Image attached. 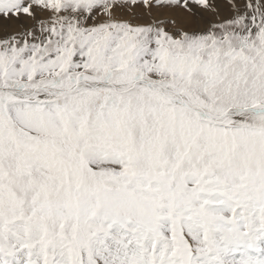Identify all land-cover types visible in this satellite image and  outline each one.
<instances>
[{
    "label": "snow or ice",
    "instance_id": "snow-or-ice-1",
    "mask_svg": "<svg viewBox=\"0 0 264 264\" xmlns=\"http://www.w3.org/2000/svg\"><path fill=\"white\" fill-rule=\"evenodd\" d=\"M0 264H264V0H0Z\"/></svg>",
    "mask_w": 264,
    "mask_h": 264
}]
</instances>
